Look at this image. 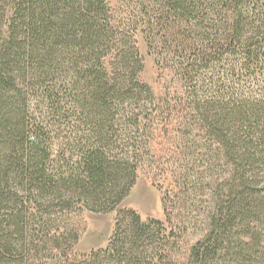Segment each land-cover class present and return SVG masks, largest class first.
<instances>
[{
    "label": "trees",
    "instance_id": "obj_1",
    "mask_svg": "<svg viewBox=\"0 0 264 264\" xmlns=\"http://www.w3.org/2000/svg\"><path fill=\"white\" fill-rule=\"evenodd\" d=\"M118 5L0 0V264H264V0ZM139 32L171 72L162 96ZM160 134L166 222L123 207ZM192 199L204 233L180 255ZM87 212L115 229L79 255Z\"/></svg>",
    "mask_w": 264,
    "mask_h": 264
},
{
    "label": "rangeland",
    "instance_id": "obj_2",
    "mask_svg": "<svg viewBox=\"0 0 264 264\" xmlns=\"http://www.w3.org/2000/svg\"><path fill=\"white\" fill-rule=\"evenodd\" d=\"M107 1L112 7L118 10L120 0ZM136 40L141 56L143 57L144 65L140 73V79L151 85L157 96H162L171 87V72L169 69H160L158 66L157 51L150 48L142 32L136 35ZM194 134L199 135V133ZM202 135L201 133L200 137ZM196 140L198 141L197 146H193L194 144L190 143L189 147L199 149L201 154L197 152L198 155H203L204 147H202L203 145L201 143L206 142L201 140L199 136ZM153 143L154 154L146 160L143 169L140 171L136 185L123 202V207L136 210L144 220L155 218L165 221L166 215L163 197L166 192L172 190L175 186V180L170 172L169 166L165 162L167 160L165 157L167 149H171L174 141H171L168 135L160 134ZM195 201L196 199H192L188 205V208H194V211L186 216L185 224L181 227L182 229H177V231L180 230L178 232L179 238H177V248L181 251L180 255L187 254L191 246L201 239L204 233L201 204ZM82 221L85 224V231L79 243L74 248V252L80 255L107 247L115 229L116 212L108 214L87 212L82 217ZM166 224L169 226L168 223ZM169 229H171L170 226Z\"/></svg>",
    "mask_w": 264,
    "mask_h": 264
}]
</instances>
